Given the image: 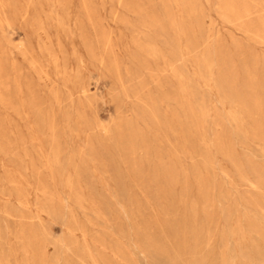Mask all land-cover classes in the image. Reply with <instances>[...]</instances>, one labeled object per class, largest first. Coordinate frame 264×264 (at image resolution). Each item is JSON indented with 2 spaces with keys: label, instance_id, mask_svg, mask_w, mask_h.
<instances>
[{
  "label": "rangeland",
  "instance_id": "1",
  "mask_svg": "<svg viewBox=\"0 0 264 264\" xmlns=\"http://www.w3.org/2000/svg\"><path fill=\"white\" fill-rule=\"evenodd\" d=\"M0 264H264V0H0Z\"/></svg>",
  "mask_w": 264,
  "mask_h": 264
},
{
  "label": "bare ground",
  "instance_id": "2",
  "mask_svg": "<svg viewBox=\"0 0 264 264\" xmlns=\"http://www.w3.org/2000/svg\"><path fill=\"white\" fill-rule=\"evenodd\" d=\"M240 173V172H239Z\"/></svg>",
  "mask_w": 264,
  "mask_h": 264
}]
</instances>
